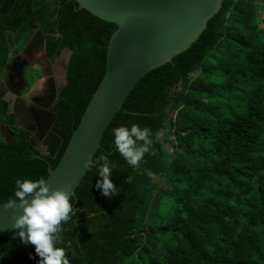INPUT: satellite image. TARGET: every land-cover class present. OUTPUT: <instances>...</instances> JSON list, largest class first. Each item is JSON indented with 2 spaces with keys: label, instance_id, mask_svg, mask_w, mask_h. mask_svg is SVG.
I'll list each match as a JSON object with an SVG mask.
<instances>
[{
  "label": "trees",
  "instance_id": "16d2710c",
  "mask_svg": "<svg viewBox=\"0 0 264 264\" xmlns=\"http://www.w3.org/2000/svg\"><path fill=\"white\" fill-rule=\"evenodd\" d=\"M263 13L264 0H224L190 48L136 83L93 157L116 164L117 195L95 187L93 167L71 197L75 215L62 223L59 245L70 264H264ZM37 28L50 59L71 50L66 84L45 154L35 137L0 134V202L16 179H46L56 167L105 73L117 26L74 0H0V41L8 30L24 44ZM132 124L153 141L136 168L112 134ZM25 251L21 239L0 237V264H38L35 246Z\"/></svg>",
  "mask_w": 264,
  "mask_h": 264
},
{
  "label": "water",
  "instance_id": "95a60500",
  "mask_svg": "<svg viewBox=\"0 0 264 264\" xmlns=\"http://www.w3.org/2000/svg\"><path fill=\"white\" fill-rule=\"evenodd\" d=\"M74 1L79 8L117 28L109 39L103 77L56 167L48 166L47 183L52 189L68 190L71 197L89 169L86 162L101 148L104 132L136 83L190 48L224 0ZM36 37L44 40L42 30ZM0 130L5 137L13 136L5 125ZM13 214H22V209L17 206L6 210L0 205V237L21 239L19 230L11 227ZM25 254H30V243L26 244Z\"/></svg>",
  "mask_w": 264,
  "mask_h": 264
},
{
  "label": "clouds",
  "instance_id": "9594fccd",
  "mask_svg": "<svg viewBox=\"0 0 264 264\" xmlns=\"http://www.w3.org/2000/svg\"><path fill=\"white\" fill-rule=\"evenodd\" d=\"M114 145L119 154L133 168L149 152L153 141L149 128L137 124L119 126L112 130ZM86 168L97 169L100 179L95 187L107 198L117 195L118 187L111 179L115 163L107 155L101 154L96 159H89ZM130 182V177L126 183ZM4 209L19 206L22 214H13L12 228L19 230V236L25 244L35 246V253L40 257L38 264H70L62 242V223L75 215L71 203V194L65 189H52L45 178L16 179L15 191L6 202H0Z\"/></svg>",
  "mask_w": 264,
  "mask_h": 264
},
{
  "label": "flooded vegetation",
  "instance_id": "af4514ba",
  "mask_svg": "<svg viewBox=\"0 0 264 264\" xmlns=\"http://www.w3.org/2000/svg\"><path fill=\"white\" fill-rule=\"evenodd\" d=\"M38 30L42 29L33 30L24 44L11 37L8 30L0 41V112L5 113L0 126H7L13 136L5 137L1 130L0 134L10 140L28 134L44 145L42 139L57 119L54 105L60 88L66 84L68 61L63 74V67L59 69L57 63L66 48L50 59L44 32V40L35 39Z\"/></svg>",
  "mask_w": 264,
  "mask_h": 264
},
{
  "label": "rangeland",
  "instance_id": "374dc122",
  "mask_svg": "<svg viewBox=\"0 0 264 264\" xmlns=\"http://www.w3.org/2000/svg\"><path fill=\"white\" fill-rule=\"evenodd\" d=\"M262 15H264V13H263ZM70 54H71L70 49L66 48V49L62 52L61 57L58 58L59 61H58L57 65H58V68H59V69H60V65L63 67V74H64V66L66 65L67 61L69 60ZM60 79H62L61 76H60ZM166 134H167V130H166V133H165V132H161V133L159 134V136L164 138V136H165ZM169 138H171V139H169V140H173L171 136H170ZM167 148H168L169 151H171V152L173 151L172 146H171L169 143H167ZM38 149H39L40 152H42V153H46V152H47L46 147H45L42 143H40V144L38 145ZM155 179L158 180L157 177H156Z\"/></svg>",
  "mask_w": 264,
  "mask_h": 264
},
{
  "label": "bare ground",
  "instance_id": "6f19581e",
  "mask_svg": "<svg viewBox=\"0 0 264 264\" xmlns=\"http://www.w3.org/2000/svg\"><path fill=\"white\" fill-rule=\"evenodd\" d=\"M43 141V140H42Z\"/></svg>",
  "mask_w": 264,
  "mask_h": 264
}]
</instances>
